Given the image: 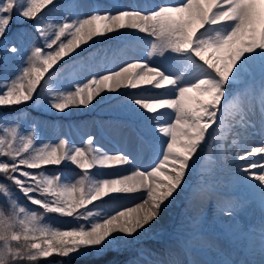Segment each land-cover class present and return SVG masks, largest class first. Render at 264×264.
Here are the masks:
<instances>
[{"label": "snow or ice", "instance_id": "snow-or-ice-1", "mask_svg": "<svg viewBox=\"0 0 264 264\" xmlns=\"http://www.w3.org/2000/svg\"><path fill=\"white\" fill-rule=\"evenodd\" d=\"M55 6L56 0H0V41L17 18L32 21L41 41L14 76L0 78V107L32 102L66 114L115 94L159 153L141 169L128 153L96 145L91 134L80 145L67 138L52 143L37 136L35 122L27 134L18 124H0V264H39L90 249L101 254L147 233L185 186L192 187L190 176L212 142L226 140L234 130L242 137L231 140L234 176L259 197L264 213V0H177L84 15L69 11L54 23L44 13ZM125 32L146 38L143 58L113 63L84 79H62V69L91 55L98 39ZM4 50L20 51L17 44H5ZM154 58L161 62L153 64ZM226 116L233 124L225 123ZM257 134L261 138L253 139ZM69 166L79 170L74 177L63 170ZM125 166L131 171L121 172ZM135 193L142 199L134 207H109ZM223 195L220 211L233 218L239 205ZM51 215L79 223L61 228L50 222ZM199 235L190 229L180 251L194 250ZM176 255L169 250V257ZM260 255L264 264V219ZM149 264L188 262L161 257Z\"/></svg>", "mask_w": 264, "mask_h": 264}, {"label": "rangeland", "instance_id": "rangeland-1", "mask_svg": "<svg viewBox=\"0 0 264 264\" xmlns=\"http://www.w3.org/2000/svg\"><path fill=\"white\" fill-rule=\"evenodd\" d=\"M67 1L69 6L63 10H53L52 13L45 16V19L55 23L59 22L69 11L73 13L79 12V14L84 15L96 10L115 11L117 8L177 2V0ZM140 35L141 39H137L131 33L125 32L123 36L118 37L113 34L111 38L98 39L95 46L89 50L91 55L86 53L85 58L73 64L70 69H67L68 71L66 68L62 69V79L65 82L72 79H84L90 72L103 71L105 67L111 66L113 63H120L133 58H143L146 38H143V34ZM40 44L41 41L36 32L28 34L20 45L21 62L33 45ZM160 62L159 58H154L152 61L153 64ZM0 66L1 75L6 68L1 46ZM181 70H183V66H181ZM103 104L110 106L111 109L107 116L101 118L89 117L86 114L88 108H73L66 114H59L38 105L36 107L38 114L29 117V119L39 127L49 131V141L52 143H57L60 139L67 138L80 145L83 143L84 138L91 134L96 137V145L102 146L109 152L122 151L128 153L135 161V167L141 169L150 167L159 153L158 145L154 144L153 141L151 142L152 145H150V141L143 138L145 134L138 125L134 115L127 110L121 98H118L115 94H109L95 106ZM49 116L55 118L51 119ZM226 120L227 116L225 117V123L227 124ZM4 124L5 127H12L17 124L20 125V121L11 119ZM38 137L41 138V135ZM260 138L259 134L253 137L255 140ZM232 139L239 140L242 137L237 135L234 130L226 141L231 144ZM224 141H213L211 152L207 153L206 157L202 155L197 167L200 165L209 166L211 163L208 161L213 160L222 170L235 172V163L237 162L233 161L232 153L236 149L230 146L233 150H228ZM63 170L73 177L79 171L70 166ZM49 171L54 174L56 170L50 169ZM120 171L127 173L131 171V166H125ZM193 176L194 174L190 176L192 187L187 188L185 186L187 190L176 196L174 201L171 202L173 204H168L161 212L159 219L153 222L152 228L147 233L141 232L137 237L129 239L126 244L132 240H144L148 236L160 233L166 228L162 238L147 241L143 246L139 247L135 255L126 260L125 264H149L151 260L161 257L166 259L178 258L188 262V264H191L192 261L197 262V264H220L225 259L259 264L261 259V224L262 219H264L259 197L249 195L238 183L217 185L193 183ZM225 193L234 204L239 205L237 214L233 218L223 215L220 211L222 207L221 201L225 199L223 195ZM141 199V193L128 194L114 204H109V207H134L141 202ZM177 218L182 221L178 223ZM49 220L52 223L66 227H73L79 223L70 217L63 218L55 215H51ZM190 229L198 231L200 238L198 237V240L193 244L194 250L182 252L180 251L182 244L179 242H182L183 237L188 234ZM169 250L178 253V255L169 257Z\"/></svg>", "mask_w": 264, "mask_h": 264}, {"label": "trees", "instance_id": "trees-1", "mask_svg": "<svg viewBox=\"0 0 264 264\" xmlns=\"http://www.w3.org/2000/svg\"><path fill=\"white\" fill-rule=\"evenodd\" d=\"M67 6H69V2L67 0H56V6L54 8H49L45 10L44 15L52 13L53 10H63ZM31 32H35V29L33 27V22L28 21L25 19H14L13 22L10 25L9 31L6 33V40L0 41V46L2 47L3 54H4V64L6 66L3 73L0 75V78H3L7 76L9 79L15 75L16 71L21 65V56L20 51L13 55L11 53H8L4 50L5 44H18V47L20 49L21 43L25 40V37ZM90 50V49H89ZM6 57V58H5ZM9 64V65H8ZM72 65L66 66V70L70 69ZM1 67V66H0ZM6 74V75H5ZM109 103V102H108ZM106 103V104H108ZM103 104V105H97V106H90L88 107L86 114L89 117H97L101 118L103 116H107L110 112L111 107ZM33 105V106H32ZM37 104H34L32 102H29L25 105H21L18 107H0V124L5 125L4 123L11 119H16L17 121H20V129L24 133L31 132L32 129L30 128V125L33 123L29 117L35 116L38 114L37 112ZM19 114V115H17ZM51 119H54L55 117L49 116ZM3 118V119H1ZM227 124L231 125L233 124L232 118L230 116H227ZM136 122V121H134ZM40 131V132H39ZM37 136L41 135V138L43 141H49V131L45 128L38 127L36 129ZM0 134H3L2 131H0ZM145 139L147 141H150V145H152V139L147 137L145 135ZM225 146L229 150L232 148L235 149V146L233 147L229 141L225 140ZM233 150V149H232ZM211 164L209 166H199L196 168V171L193 176V183H205L207 185H217V184H227V183H238L234 172L231 170H222L221 167H218V164L215 163L213 160H209ZM21 203L28 204L27 201L23 200L21 197ZM30 207H33L31 205H28ZM5 211L7 212V208H5ZM63 218H69V217H63ZM181 218V216H180ZM180 218L178 219V223H180L182 220ZM61 228H68L66 226H62L60 224L53 223ZM166 228H164L163 231L160 233H156L152 236H148L144 240H132L128 244L120 245L116 248L107 249L101 254H97V251L94 249L85 250L83 254H73L70 258H61L58 256H53L51 258H48L46 260H41L39 264H125L126 260L133 256L139 247L143 246L147 241H151L154 239H161L164 235Z\"/></svg>", "mask_w": 264, "mask_h": 264}, {"label": "bare ground", "instance_id": "bare-ground-1", "mask_svg": "<svg viewBox=\"0 0 264 264\" xmlns=\"http://www.w3.org/2000/svg\"><path fill=\"white\" fill-rule=\"evenodd\" d=\"M48 10H50V9H48ZM46 11H47V10H46ZM45 18H46V17H45ZM17 45H18V44H17ZM5 58H6V57H5ZM8 65H9V64H8ZM67 71H68V70H67ZM67 71H66V72H67ZM5 75H6V74H5ZM32 106H33V105H32ZM39 132H40V131H39ZM142 162H143V161H142ZM248 194H249V193H248ZM249 195H250V194H249ZM23 200H24V199H23ZM251 200H252V199H251ZM173 201H174V200H173ZM176 203H177V202H176ZM171 204H173V203H171ZM172 206H174V205H172ZM175 206H176V205H175ZM175 206H174V207H175ZM7 210H8V209H7ZM230 227H231V226H230ZM227 228H228V227H227ZM231 230H232V229H231ZM233 232H235V231H233ZM240 233H241V232H240ZM229 235H230V234H229ZM199 238H200V237H199ZM202 238H203V237H202ZM170 244H171V243H170ZM203 246H204V245H203ZM198 257H199V256H198Z\"/></svg>", "mask_w": 264, "mask_h": 264}]
</instances>
